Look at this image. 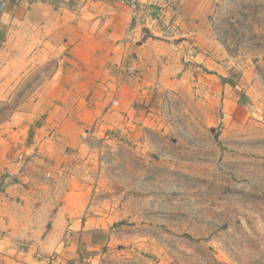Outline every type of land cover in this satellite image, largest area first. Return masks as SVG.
Returning <instances> with one entry per match:
<instances>
[{"label":"rangeland","instance_id":"374dc122","mask_svg":"<svg viewBox=\"0 0 264 264\" xmlns=\"http://www.w3.org/2000/svg\"><path fill=\"white\" fill-rule=\"evenodd\" d=\"M210 16L224 70H196L197 84L160 112L83 138L92 144L82 157V222L102 229L48 227L65 183L53 187L45 154L34 151L41 178L22 198L16 178L0 174V241L51 251L18 263L1 248L0 264H264V0H233ZM33 88L0 87L1 158L6 121ZM20 209L29 213L22 222ZM27 222L33 229H20Z\"/></svg>","mask_w":264,"mask_h":264},{"label":"crops","instance_id":"0c3cea01","mask_svg":"<svg viewBox=\"0 0 264 264\" xmlns=\"http://www.w3.org/2000/svg\"><path fill=\"white\" fill-rule=\"evenodd\" d=\"M0 1L5 2L0 10V87L34 86L14 112L13 123L4 126L9 139H2L6 151L0 174L16 178L22 198L24 184L41 178L34 175V151L45 154L50 175L58 178L53 187L61 179L65 183L52 204L48 227L102 229L99 221L94 226L82 222V157L92 144L83 138L160 112L171 96L197 84L196 70H224L227 60L210 14L233 0H140L134 17L111 0ZM190 71L194 74L186 80ZM36 76L40 80L31 82ZM220 86L223 101H230L231 86ZM19 213L20 222L29 214ZM32 223H20V229H33ZM44 246L30 239L9 249L0 241V249L18 263L48 258L51 251Z\"/></svg>","mask_w":264,"mask_h":264},{"label":"built area","instance_id":"2783aa9c","mask_svg":"<svg viewBox=\"0 0 264 264\" xmlns=\"http://www.w3.org/2000/svg\"><path fill=\"white\" fill-rule=\"evenodd\" d=\"M111 1L119 2V3L123 4V5H125L126 7H128L132 17H134L136 15V12H137L138 7H139V2H140V0H111ZM4 6H5V2L4 1H0V10Z\"/></svg>","mask_w":264,"mask_h":264}]
</instances>
